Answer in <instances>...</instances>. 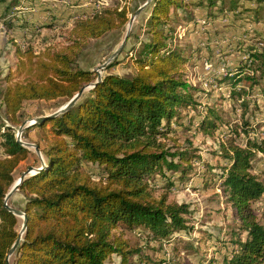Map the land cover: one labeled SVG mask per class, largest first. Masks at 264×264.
Masks as SVG:
<instances>
[{
    "label": "trees",
    "instance_id": "1",
    "mask_svg": "<svg viewBox=\"0 0 264 264\" xmlns=\"http://www.w3.org/2000/svg\"><path fill=\"white\" fill-rule=\"evenodd\" d=\"M26 1L31 0H0L2 23L22 38L34 36L36 27L39 29L38 19L22 15ZM238 1L231 0L230 7H236ZM251 1L256 6L247 13L258 20L264 0ZM218 2L224 4V0H151L143 26L147 41L131 56L135 73L129 78L105 74L95 83L94 72L74 67L87 40L125 26L126 6L90 11L77 20L72 44L64 49L39 54L28 47L15 49L16 74H26V78L23 83L7 85L0 101L10 122L0 126V264H7L19 236L17 218L5 207L4 199L14 183L13 172L30 155L16 141L14 131L20 124L22 106L59 99L67 103L90 84L95 85L73 107L55 117L41 116L43 121L30 126L49 143L44 149L36 144L43 167L25 178L18 190L25 199L21 211L26 227L13 264H105L112 256L126 264L133 251L123 231H138L150 242L161 244L188 230V207L168 204L164 195L154 198L152 182L153 176L165 177L166 172L168 179L181 182L193 171V164L200 162L188 150L164 149L161 140L181 111L199 108L195 100L198 89L183 73L192 52L174 44L175 23L179 17L188 19L190 10L216 9ZM42 9L39 12L44 13ZM55 21L43 25L51 28ZM249 50L248 61L258 63L263 73L264 49ZM220 82L227 84L231 100H242L243 108L248 106L243 100L247 88L264 94V85L243 67L226 72ZM241 119V130L229 126L228 137L219 144L225 164L217 177L239 223L231 233L234 240L229 252L216 264H264V226L252 209L264 198V163L258 175L252 173L256 156L264 157V126L262 136L250 138L249 120ZM218 123H222L218 114L208 109L198 128L212 134L224 125ZM241 134L245 140L238 144ZM201 176L205 186V173Z\"/></svg>",
    "mask_w": 264,
    "mask_h": 264
},
{
    "label": "rangeland",
    "instance_id": "2",
    "mask_svg": "<svg viewBox=\"0 0 264 264\" xmlns=\"http://www.w3.org/2000/svg\"><path fill=\"white\" fill-rule=\"evenodd\" d=\"M31 1H26V9L22 12H26L25 16L33 14L32 20L35 18L39 20L37 23L39 30L34 36L22 38L20 34L13 35L14 33L9 34L0 30V101L7 85L23 83L26 78V74L18 75L15 71L17 47L31 48L35 54L49 49L55 51L64 49L72 44V29L75 22L83 19L91 13L90 11L126 6L129 22L136 10L147 0ZM231 5V0H224V4L218 2L217 8L213 7L216 9L206 10L202 7L193 10L195 13L190 10L188 19L179 17L175 23L177 38L174 44L182 48L187 47L192 52L189 62L183 68V73L189 84L198 89L195 100L199 108L181 111L180 117L172 123L171 131L161 143L164 149L170 152L188 150L194 156H199L200 162L193 164V171L181 182L176 178L168 179L169 172H166L165 177L153 176L152 195L154 198L166 196L168 204H185L190 212L186 217L188 230L174 235L170 241L161 244L150 242L138 231H123V238L133 251L126 264H216L229 252L230 244L234 240L231 233L239 222L226 202L217 177L221 166L225 164L219 155V144L228 137L229 126L241 130L243 116L249 120L252 129L249 137L262 136L264 94L257 88L254 90L247 88V95L243 100L248 102V106L243 108L242 100L230 99L227 84L220 82L224 75L217 72L222 65L225 66L226 72L243 67L246 74L254 73L259 84L264 85V72L261 73L258 69V63L252 64L248 61L249 49L254 47L257 50L264 49V2L260 5L262 11L258 20L247 13L250 12L249 8L254 10L256 2L239 0L236 7H230ZM40 8L45 12H39ZM218 8L223 10L218 11L220 10ZM147 12L144 11L135 17L129 31L127 22L122 28L110 31L99 39L87 40L75 60L74 67L95 73L98 67L105 64L104 70L100 71L101 76L115 74L131 77L135 73L131 56L135 54L141 43L147 41L143 29ZM57 14L62 18L57 17ZM52 19L56 20L53 27L48 28L43 25L50 23ZM200 20H205L206 25H199ZM5 30H8L6 26ZM127 32L129 33L126 43L119 54L111 59L114 52L121 47ZM205 61L211 65L210 73L204 69ZM88 90L86 89L84 93ZM64 104V99L25 102L21 109L20 124L14 126L15 136L22 126L24 130L21 140L25 143L38 144L40 149H44L49 143L48 140L29 124L41 116L53 114ZM208 109L214 110L220 117L222 123L218 125L224 124L219 125L220 127H217L218 129L212 134L201 132L198 128V122ZM3 111L0 102V126L3 124L9 126L10 122L6 120ZM33 130L36 131L33 133ZM244 140L245 137L241 134L236 142L243 144ZM28 150L30 151L28 159L21 162L13 172L14 183L28 167L38 168L41 165L42 155L39 157L34 148ZM263 163L264 157L257 155L253 161L252 173L258 175ZM205 166L213 168L212 171ZM83 169L91 170L90 172L95 170L92 167ZM204 173V178L208 181L205 186L201 181V175ZM94 180L98 178L94 177ZM169 182H173L171 186ZM24 202V196L19 191H16L8 201L9 207L17 211H21ZM252 209L258 223L264 226V198L254 203ZM16 218L18 222L16 232L19 235L23 218L18 216ZM14 254L9 257V264H13ZM120 262L118 257L112 256L105 264H120Z\"/></svg>",
    "mask_w": 264,
    "mask_h": 264
},
{
    "label": "water",
    "instance_id": "3",
    "mask_svg": "<svg viewBox=\"0 0 264 264\" xmlns=\"http://www.w3.org/2000/svg\"><path fill=\"white\" fill-rule=\"evenodd\" d=\"M151 2V0H147L141 7H139L136 12H135V15L129 20L128 22V31L129 29L131 28L132 24H133V21L135 19V17L137 15H139L141 13V11L143 10V8H145L149 3ZM128 33L126 34L125 36V39L123 40L122 42V45L121 47L116 50V52H114V54L111 56V59H114L118 54L119 52L121 51V49L123 48L124 44L126 43V39H127V36H128ZM105 64H103L102 66L98 67L96 70H95V73H96V82L97 83L98 81L101 80V74H100V71L104 70L105 68ZM95 84H90L88 86H85L83 87L73 98H71L67 103H65L62 107H60L56 112H54L53 114L49 115L48 117H55V116H58L60 114H62L63 112L67 111L68 109H70L71 107L74 106V104L78 101V99L82 96V94L84 93V91L86 89H90L94 86ZM45 118L43 117H39L33 121L30 122L29 126L35 124V123H38V122H41L43 121ZM28 126V127H29ZM24 130V128L21 126L18 131H17V134H16V141L18 143H20L23 147H25L26 149H29V148H34L35 152L39 155V157H41V153L38 149V147L34 144H31V143H25L21 140V135H22V131ZM41 167H43V159L41 157ZM41 167L40 168H34V167H28L27 170L25 172H23L20 177L18 178V181L15 182L10 191L7 193V195L5 196V199H4V204H5V207L8 209L9 212H11L15 217L18 216V217H21L23 218V222H22V226H21V230H20V233H19V236L18 238L16 239V241L14 242L13 246L11 247L9 253H8V257H7V264H9L8 262V259L9 257H11L15 252H16V249L22 239V235L24 234L25 232V227H26V219H25V215L22 211H17V210H14L12 209L11 207L8 206V201L9 199L12 197V195L19 190V187L21 185V183L24 181L25 178L37 173L38 171L41 170Z\"/></svg>",
    "mask_w": 264,
    "mask_h": 264
},
{
    "label": "built area",
    "instance_id": "4",
    "mask_svg": "<svg viewBox=\"0 0 264 264\" xmlns=\"http://www.w3.org/2000/svg\"><path fill=\"white\" fill-rule=\"evenodd\" d=\"M198 23H199V25H202V26H203V25H206L205 20H200V21H198ZM1 29L4 30V28H3L2 25H0V30H1ZM204 69H205L207 72H209V73H210V71H211V65H209V63H208L207 61L204 62ZM217 74H223V75L226 74L225 66H224V65H222V66L220 67V69L218 70ZM4 122L7 124L6 121H4Z\"/></svg>",
    "mask_w": 264,
    "mask_h": 264
},
{
    "label": "crops",
    "instance_id": "5",
    "mask_svg": "<svg viewBox=\"0 0 264 264\" xmlns=\"http://www.w3.org/2000/svg\"><path fill=\"white\" fill-rule=\"evenodd\" d=\"M141 7V6H140ZM26 9V8H25ZM23 11H24V9H23ZM144 11H147V9H146V7L145 8H143V10L141 11V14H142V12H144ZM197 13H198V11H196ZM32 13V12H31ZM193 13H195V11H193ZM0 14H1V10H0ZM25 14H26V12H23L22 13V15L24 16V17H28V18H31V16L33 15V14H28L27 16H25ZM36 19V18H35ZM0 25H2L3 26V28H4V31L5 32H7V33H9L10 34V32L12 33V29H11V31L10 30H5V26H4V24L2 23V20L0 19ZM7 28V27H6ZM36 30L38 31L39 29L36 27ZM36 31V32H37ZM29 36V35H28ZM36 130H33L32 132L34 133Z\"/></svg>",
    "mask_w": 264,
    "mask_h": 264
}]
</instances>
